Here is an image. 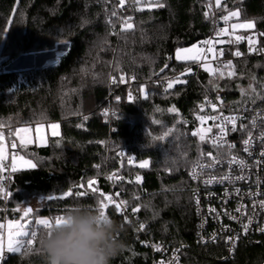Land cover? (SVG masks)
<instances>
[{"label":"trees","instance_id":"trees-1","mask_svg":"<svg viewBox=\"0 0 264 264\" xmlns=\"http://www.w3.org/2000/svg\"><path fill=\"white\" fill-rule=\"evenodd\" d=\"M210 2L124 0L121 6L116 0H0L3 65L23 53L53 49L57 42L69 44L54 65L0 71V133L7 128L9 145L0 171V221L4 205L13 222L29 219L12 211V201L25 192L56 197L29 219L30 232L37 231L31 248L25 245L20 253L8 254L2 264H47L40 246L46 230L35 223L37 217L54 222L77 207L96 211L103 199L99 193L110 192L107 177L117 173L122 175L115 183L119 199L139 208L135 214L146 231L126 223L109 204L106 213L117 223L115 235L122 242L110 264H151L152 253L143 243L149 237L178 248L182 264L264 263V238L240 243L227 258L222 244L202 242L198 234L195 183L188 171L211 151L207 138L214 115L205 108V98L221 100L226 110L264 107V54L255 52L264 48V0H223L216 9ZM230 12H239L235 21H254V27L236 37L231 30L216 34L215 18ZM126 22L133 27L127 29ZM211 37L225 40L217 46L225 55L241 53L233 74L198 69L174 76L194 63L177 60L175 50ZM122 74L135 75L136 83L122 85ZM177 77L182 82H174ZM163 79L166 82L160 83ZM169 82L173 87L163 91ZM109 109L116 115L110 116ZM203 116L206 124L200 120ZM48 122L58 123L60 132L46 145L10 146L18 127ZM120 151L134 162L128 164ZM17 155L36 167L8 171L11 157ZM89 180L97 182L96 193L88 189ZM5 189L9 200L4 199ZM69 190L72 196L59 198ZM78 191L87 195L78 197Z\"/></svg>","mask_w":264,"mask_h":264},{"label":"built area","instance_id":"built-area-1","mask_svg":"<svg viewBox=\"0 0 264 264\" xmlns=\"http://www.w3.org/2000/svg\"><path fill=\"white\" fill-rule=\"evenodd\" d=\"M116 2L120 4V0H116ZM225 16L228 14L215 18L216 34L221 33V29L230 21L238 18L233 16L225 20L223 19ZM206 41L209 43L205 44V41L199 43L201 51L198 54V59L174 76H181L198 69L211 74H233L235 59L239 56L225 55L222 49L216 47L213 37ZM210 44L215 47L212 51L213 57H210L208 51ZM255 52L264 54V48L256 49ZM229 62H231V67H229ZM206 65L211 67L210 70H206ZM0 71H4L1 64ZM166 80L163 79L160 83L166 82ZM112 83L111 81L110 84ZM120 83L134 85L136 76L122 74ZM163 87V91L166 90L167 83ZM205 108L214 115V126L207 138L211 151L192 164L188 171V177L195 183L192 196L198 217V234L201 241L214 245L222 244L226 250L227 258H230L240 243L258 237L264 238V231H261L264 229V208L260 207V202L264 201V155H262L264 153V138H262L264 107L250 105L240 109L226 110L221 107L218 101L208 96L205 98ZM107 113L110 116L116 115V112L110 109ZM233 119L235 131L232 130ZM253 119H255V124H253ZM222 127L225 129L223 134L221 133ZM1 132L6 139L7 128ZM249 133H251V143L245 146L243 141L249 139ZM230 145H234V147H230ZM245 147L248 148V151H245ZM120 155L128 164L134 162L132 157L123 155V151H120ZM240 161H244V165H241ZM225 177L227 179H224ZM237 177H242V179H237ZM121 179V174H115L112 179H108L110 192L107 195H111L117 203L121 200L119 199L120 190L116 189L115 183ZM238 208L240 211H237ZM132 209L127 204L119 214L127 217L126 223L137 225L139 228L140 220ZM249 220H251L250 224ZM5 221L4 218L0 224L5 225ZM245 224L248 225L247 232L243 228ZM140 231L144 232L146 228ZM0 232L5 234L6 228L0 229ZM229 237L235 239L230 241ZM143 243L152 253L151 264H161V262L163 264H182L181 252L178 248L171 247L166 242L153 237L145 239ZM154 245H159L160 251H157ZM7 256L8 253L5 252V257Z\"/></svg>","mask_w":264,"mask_h":264},{"label":"rangeland","instance_id":"rangeland-1","mask_svg":"<svg viewBox=\"0 0 264 264\" xmlns=\"http://www.w3.org/2000/svg\"><path fill=\"white\" fill-rule=\"evenodd\" d=\"M223 0H220V3ZM210 6L213 9H216L218 7L216 0H211L210 2ZM249 20H234L232 22H230L229 24H226L223 29H226V31H223V33L221 35H226L228 33L229 30H231V34L236 37L238 32L240 31H244V30H250L252 28H242V27H237L235 29H233L232 25H239V24H243L245 22H247ZM206 41V40H205ZM225 42V40H223L221 37L217 38L215 45L216 47L220 44H223ZM213 43V44H214ZM67 45L68 42H57L55 44V47L53 49L50 50H43V51H39V52H27V53H23V54H27V55H23V56H18L15 59H13L11 62H9L6 65H3L2 60H0V64L3 67L4 71H20V70H25V69H36V68H43V67H47V66H51L54 65L55 63L58 62V60L67 52ZM214 46H212L211 44L208 46V51L209 49H211V51H209L210 57H213L212 51H214ZM218 48V47H217ZM179 49H191L190 52H186V53H181V56L184 57L182 59H179V61H193L192 59H190L189 57L195 56L198 59V54L201 51V46L199 44V42H196L188 47L185 48H178L175 50L174 55L175 58L177 56V51ZM177 59V58H176ZM178 60V59H177ZM48 64V65H45ZM210 66L206 65V69L210 70ZM211 74V73H209ZM175 82V81H174ZM173 82V83H174ZM240 89H244L243 87H239ZM113 111V110H111ZM203 119H200L202 124H206V122L208 121L207 116H203ZM52 124H57L58 127L57 128H52L51 125ZM3 128H1V130H3ZM24 129H27V131H24ZM60 132V127L59 124L56 122H48V123H35L33 126L31 125H26V126H21L18 127L15 131V136L16 138L11 141L9 144L11 147H13V144H20L22 146H27L30 144H36V145H46L48 143V139L50 136H56L58 135ZM8 140V138H7ZM8 142L5 140L4 136H3V141L2 143H0V149H2V154H3V160L8 159ZM13 159V158H12ZM10 162V161H9ZM13 164V163H12ZM8 170H11V162L8 166ZM118 174V173H117ZM7 180V179H6ZM5 180V187L7 186L6 181ZM5 193H7L6 189L5 192L3 194L4 199L5 200H9L10 199V195H5ZM23 198L21 199H15L12 201L13 203V212H20V213H24V211L27 208H31L32 212L29 213V219L34 218L39 211L41 210V208H43L45 206L46 200H47V196L40 193V192H25L22 194ZM5 204V203H4ZM4 209V217L6 221H5V228H6V232L4 234V232H0V239H2L4 247H5V252L6 248H7V240H8V228L7 225L9 222L13 221L11 219H9V215L8 213H6V206L4 205L3 207ZM27 216V217H28ZM25 218V220L21 223H23L25 225V230L30 232V220ZM39 219H46L44 217H37L36 221ZM27 237H18V239H22L25 240ZM26 241V240H25ZM26 245V244H25ZM3 260H0V264H2ZM264 264V263H263Z\"/></svg>","mask_w":264,"mask_h":264},{"label":"clouds","instance_id":"clouds-1","mask_svg":"<svg viewBox=\"0 0 264 264\" xmlns=\"http://www.w3.org/2000/svg\"><path fill=\"white\" fill-rule=\"evenodd\" d=\"M117 223L87 207H77L59 226L45 232L40 246L47 264H110L122 248Z\"/></svg>","mask_w":264,"mask_h":264},{"label":"snow or ice","instance_id":"snow-or-ice-1","mask_svg":"<svg viewBox=\"0 0 264 264\" xmlns=\"http://www.w3.org/2000/svg\"><path fill=\"white\" fill-rule=\"evenodd\" d=\"M216 3L217 5L219 6L220 4V0H216ZM120 4L121 6H123L124 4V0H120ZM159 7H163L164 5L163 4H159L158 5ZM113 16L116 15L115 12L112 13ZM207 15V13H206ZM233 16H236L238 17L239 16V12H230L228 14V16H225L223 17V19L225 20H228L230 17H233ZM128 20H131V17L128 18ZM133 27V25L131 23H127L126 22V28L127 29H131ZM233 29L237 28V27H242V28H253L254 27V21H247L243 24H239V25H232ZM223 31H226V29H221V32ZM261 35H264V33H262ZM237 39L239 40L240 37H237ZM205 44L209 43V41H205L204 42ZM249 44L251 45L252 44V41L249 40ZM251 47H250V51H251ZM191 49H179L177 51V56L176 58L179 60V59H182L184 57L181 56V53H186V52H190ZM209 51H211V49H209ZM222 54V53H221ZM235 55L236 56H240L241 53L239 51L235 52ZM190 59L192 60H196L197 57L195 56H192V57H189ZM229 67H231V62H229ZM207 70V69H206ZM121 80H123V77H121ZM115 82V80L113 81ZM177 83L179 82H182L179 80V77H177L176 81ZM173 87V82H169L168 83V88H172ZM254 91V89H253ZM145 98L146 95H145ZM119 99V97L117 98ZM133 99V97L131 96V94H129V100L131 101ZM203 107V106H201ZM213 108H215V105H213ZM170 111H175V109H170ZM107 114V113H105ZM85 119H87V117H85ZM200 119H203L202 117H200ZM232 123H233V131L236 130L235 128V121L234 119L232 120ZM253 124H255V119H253ZM52 128H57L58 125L57 124H52L51 125ZM24 131H27V129H24ZM225 132V129L222 127L221 128V133L223 134ZM193 135H197V133H193ZM262 138H264V134H262ZM201 140H203V136H201ZM3 141V134L0 133V143H2ZM244 145L247 146L251 143V133H249V139H245L243 141ZM13 147H15V144H13ZM230 147H234V145H230ZM245 151H248V148L245 147ZM262 155H264V153H262ZM21 159L23 160V157H21ZM233 160H235V158H233ZM24 163L32 168H35L36 165L34 163H32L31 160H25ZM241 165H244V161H240L239 162ZM147 165V161H145L144 163H142L140 165V167H145ZM16 167H15V157H13V167H12V171H16ZM0 171H3V154H2V149H0ZM195 176V174H193ZM113 177L110 175L108 177V179H112ZM224 179H227V177H225ZM237 179H242V177H237ZM137 182H139L140 180V177L137 176L136 178ZM97 182L95 180H89L87 182V187L88 189L91 190L92 193H96L98 190L94 187V185L96 184ZM80 188H83L84 185H80L79 186ZM4 189L2 187H0V192H3ZM5 195H10V193H5ZM73 195V192L71 190L65 192L63 194L62 197H59L61 199H63L64 197H68V196H72ZM87 193L84 192V191H78L76 192V196L78 197H84L86 196ZM99 195L103 198L101 200L98 201V208L96 209V211L101 215V216H108L107 213H106V210L108 209L109 207V204H114L115 205V208L117 210V212H122V209L124 206L127 205V201H123L121 200L119 203H117L116 201L113 200V197L111 195H107V194H104L103 192H100ZM118 195V194H117ZM48 200H52V199H56V197H52V196H49L47 197ZM260 207L261 208H264V201H261L260 202ZM133 212H138L139 211V208H133L132 209ZM214 211V210H213ZM237 211H240V209L238 208ZM32 212V209L31 208H27L25 211H24V216L27 217L29 215V213ZM67 215V214H66ZM66 215H61V216H57L55 219H54V222L53 220L51 219H39L37 221H35V223L38 225V226H42L44 230H46V232H51L52 228L54 226H59L61 223H63L66 219ZM124 220L125 222H127V217H124ZM251 223V220H249V224ZM5 227V225L3 224H0V229H3ZM7 228H8V240H7V248H6V251L8 254H15V253H20L21 250L25 247V244L31 248V246L34 244V242L36 241L37 239V231H26L25 230V225L23 223H19V224H13L12 222H9L8 225H7ZM145 228V225L143 223L140 224L139 226V229L140 230H143ZM243 228H244V231L247 232L248 231V225L245 224L243 225ZM261 231H264V229H261ZM18 237H30V239H27L26 241L25 240H22V239H18ZM235 238H232V237H229V240H233ZM154 247L156 248L157 251H160V246L159 245H154ZM3 259H6L5 257V247H4V244H3V241L2 239H0V260H3ZM161 264H163V262H161Z\"/></svg>","mask_w":264,"mask_h":264},{"label":"crops","instance_id":"crops-1","mask_svg":"<svg viewBox=\"0 0 264 264\" xmlns=\"http://www.w3.org/2000/svg\"><path fill=\"white\" fill-rule=\"evenodd\" d=\"M68 48H69V45H67V50H68ZM25 55H27V54H25ZM13 157H15V167H16V169H30V168H32V167H30V166H28V165H26L24 163L25 160H30V159L25 158L23 156H18V155L17 156H13ZM13 157H11V160H10L12 167H13V164H12L13 163V159H12ZM21 157H23V160L21 159ZM32 163H33V161H32Z\"/></svg>","mask_w":264,"mask_h":264},{"label":"water","instance_id":"water-1","mask_svg":"<svg viewBox=\"0 0 264 264\" xmlns=\"http://www.w3.org/2000/svg\"><path fill=\"white\" fill-rule=\"evenodd\" d=\"M23 55H25V54H22L21 56H23ZM219 103H222L221 100H219ZM19 223H21L20 220L13 222L14 225H15V224H19Z\"/></svg>","mask_w":264,"mask_h":264}]
</instances>
